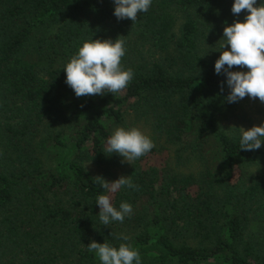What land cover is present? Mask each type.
Instances as JSON below:
<instances>
[{"label": "trees", "instance_id": "16d2710c", "mask_svg": "<svg viewBox=\"0 0 264 264\" xmlns=\"http://www.w3.org/2000/svg\"><path fill=\"white\" fill-rule=\"evenodd\" d=\"M232 4L153 0L134 23L117 20L113 0H0V264H100L93 240L130 244L142 264H264V172L250 168L263 149H240L239 101L214 71L224 27L247 14ZM91 38L124 41L126 89L76 97L66 85L64 65ZM131 111L151 120L149 153L169 156L132 161L139 190L108 193L84 164L119 160L103 151ZM102 194L133 214L101 224Z\"/></svg>", "mask_w": 264, "mask_h": 264}, {"label": "clouds", "instance_id": "9594fccd", "mask_svg": "<svg viewBox=\"0 0 264 264\" xmlns=\"http://www.w3.org/2000/svg\"><path fill=\"white\" fill-rule=\"evenodd\" d=\"M153 0H113V15L117 20L129 19L137 22L138 13H146ZM246 10L243 21L237 20L223 29L221 52L214 64L217 75L226 77L230 90L226 100L236 103L245 96L259 98L264 103V0H233L231 12L238 15ZM227 46V48L225 47ZM126 54L125 43L122 39L115 40L93 39L85 41L77 52L64 65L65 83L76 97L90 95L115 94L127 88L134 77L131 69L125 70L121 59ZM233 66L247 71H232ZM239 144L244 151L261 148L264 143V123L247 130L240 128ZM155 147L151 138L139 128H116L106 140L104 153L118 154L123 162L131 164ZM96 182L108 193H115L121 188L139 190L130 176H121L114 181H107L101 176L95 177ZM99 206V220L103 225L113 221L123 222L125 217L133 214V207L128 202H121L119 209L113 206L110 196L106 194L96 197ZM113 235V234H112ZM118 240H129L123 234L113 236ZM86 247L100 264H142L139 251L130 244L121 243L114 247L107 242L91 241Z\"/></svg>", "mask_w": 264, "mask_h": 264}, {"label": "rangeland", "instance_id": "374dc122", "mask_svg": "<svg viewBox=\"0 0 264 264\" xmlns=\"http://www.w3.org/2000/svg\"><path fill=\"white\" fill-rule=\"evenodd\" d=\"M230 122L237 125L239 128H244L245 130L253 127L259 126L261 123H264V103H262L259 98H250L245 96L243 99L239 100L237 106L235 107L233 113L229 115ZM123 127L125 129L129 128H139L145 135L149 136L153 141L154 145L157 146L159 141H156L154 134L151 128V120L147 116L136 117L132 111L125 116V120L120 125L116 126L113 131L118 128ZM241 130V129H240ZM155 139V140H154ZM261 148L263 149V154L260 157V160L257 164L252 165L250 168L255 172L261 171L264 172V143H262ZM167 154V155H166ZM166 156H169L167 152H154L149 153L142 160V164L146 163L148 165L162 166L166 159ZM123 158L120 156L119 160L112 164H98L95 162H85V167L94 175L100 176L105 172H109L114 179H118L121 176H126L129 169L128 162H123ZM169 163H175L174 157L168 159ZM197 166L196 161H191L186 163L184 166L175 167V170H184L185 172L193 170Z\"/></svg>", "mask_w": 264, "mask_h": 264}]
</instances>
